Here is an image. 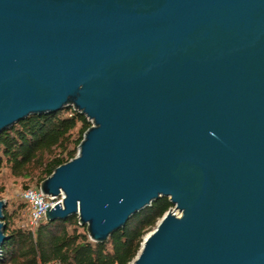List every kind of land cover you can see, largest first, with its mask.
<instances>
[{
	"label": "water",
	"instance_id": "water-1",
	"mask_svg": "<svg viewBox=\"0 0 264 264\" xmlns=\"http://www.w3.org/2000/svg\"><path fill=\"white\" fill-rule=\"evenodd\" d=\"M70 108L47 221L103 244L167 198L130 264H264V0H0V134Z\"/></svg>",
	"mask_w": 264,
	"mask_h": 264
},
{
	"label": "trees",
	"instance_id": "trees-1",
	"mask_svg": "<svg viewBox=\"0 0 264 264\" xmlns=\"http://www.w3.org/2000/svg\"><path fill=\"white\" fill-rule=\"evenodd\" d=\"M90 127L91 123L72 108L28 117L0 134V176L7 168L17 179L29 182L36 177L39 187L58 166L76 156ZM28 188L23 185V190ZM172 207L167 198H161L131 217L106 243L97 244L90 241L76 216L66 221H46L33 237L15 224L25 205L20 203L11 209L7 205L2 214L6 240L0 264H130L146 235Z\"/></svg>",
	"mask_w": 264,
	"mask_h": 264
},
{
	"label": "built area",
	"instance_id": "built-area-1",
	"mask_svg": "<svg viewBox=\"0 0 264 264\" xmlns=\"http://www.w3.org/2000/svg\"><path fill=\"white\" fill-rule=\"evenodd\" d=\"M62 199V194L56 197L45 196L38 188L22 190L19 195L20 203L25 205L22 228L30 231L35 237L37 229L47 221L45 217L46 208L54 207L55 204L61 203Z\"/></svg>",
	"mask_w": 264,
	"mask_h": 264
},
{
	"label": "rangeland",
	"instance_id": "rangeland-1",
	"mask_svg": "<svg viewBox=\"0 0 264 264\" xmlns=\"http://www.w3.org/2000/svg\"><path fill=\"white\" fill-rule=\"evenodd\" d=\"M23 185H28L29 188H38L36 184V177H34L33 180L28 182L23 179H17V178L12 177L7 168H4L2 170V173L0 176V186L3 187V193L0 195V199L6 202V206L8 205L9 209L14 208L20 204L19 195L21 191L23 190ZM174 212L175 214L178 213L176 211ZM24 214H25V210L21 214L20 220L15 222L16 226H19V227L23 226Z\"/></svg>",
	"mask_w": 264,
	"mask_h": 264
},
{
	"label": "bare ground",
	"instance_id": "bare-ground-1",
	"mask_svg": "<svg viewBox=\"0 0 264 264\" xmlns=\"http://www.w3.org/2000/svg\"><path fill=\"white\" fill-rule=\"evenodd\" d=\"M176 215H178V213Z\"/></svg>",
	"mask_w": 264,
	"mask_h": 264
}]
</instances>
